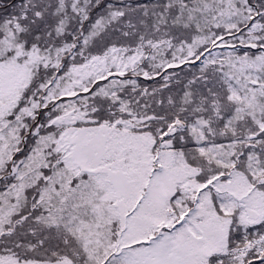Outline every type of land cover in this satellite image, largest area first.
Returning <instances> with one entry per match:
<instances>
[{
	"label": "snow or ice",
	"instance_id": "snow-or-ice-1",
	"mask_svg": "<svg viewBox=\"0 0 264 264\" xmlns=\"http://www.w3.org/2000/svg\"><path fill=\"white\" fill-rule=\"evenodd\" d=\"M0 264H264V0H0Z\"/></svg>",
	"mask_w": 264,
	"mask_h": 264
}]
</instances>
